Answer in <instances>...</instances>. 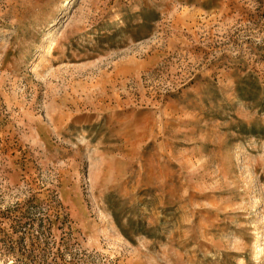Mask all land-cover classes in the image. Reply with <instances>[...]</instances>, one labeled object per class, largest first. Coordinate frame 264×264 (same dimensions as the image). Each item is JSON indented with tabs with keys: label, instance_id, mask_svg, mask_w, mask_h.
Listing matches in <instances>:
<instances>
[{
	"label": "rangeland",
	"instance_id": "374dc122",
	"mask_svg": "<svg viewBox=\"0 0 264 264\" xmlns=\"http://www.w3.org/2000/svg\"><path fill=\"white\" fill-rule=\"evenodd\" d=\"M0 264H264V0H0Z\"/></svg>",
	"mask_w": 264,
	"mask_h": 264
},
{
	"label": "bare ground",
	"instance_id": "6f19581e",
	"mask_svg": "<svg viewBox=\"0 0 264 264\" xmlns=\"http://www.w3.org/2000/svg\"><path fill=\"white\" fill-rule=\"evenodd\" d=\"M72 9H73V8H72ZM60 10H61V5L58 6V8H56L55 11H56V13H57V12H59ZM52 21H53L52 24L55 25V23H56V19H54V20H52ZM256 243H257V238H255V240H254V244H256Z\"/></svg>",
	"mask_w": 264,
	"mask_h": 264
}]
</instances>
